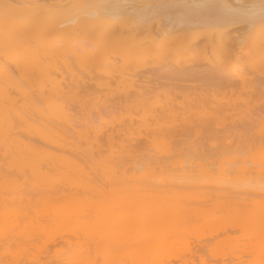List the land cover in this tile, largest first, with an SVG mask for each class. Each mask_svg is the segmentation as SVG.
Returning a JSON list of instances; mask_svg holds the SVG:
<instances>
[{
  "label": "bare ground",
  "instance_id": "6f19581e",
  "mask_svg": "<svg viewBox=\"0 0 264 264\" xmlns=\"http://www.w3.org/2000/svg\"><path fill=\"white\" fill-rule=\"evenodd\" d=\"M48 1L0 0V264H264L262 1Z\"/></svg>",
  "mask_w": 264,
  "mask_h": 264
},
{
  "label": "rangeland",
  "instance_id": "374dc122",
  "mask_svg": "<svg viewBox=\"0 0 264 264\" xmlns=\"http://www.w3.org/2000/svg\"><path fill=\"white\" fill-rule=\"evenodd\" d=\"M47 1H48V0H47ZM138 1H139V0H138ZM227 1H228L227 3H229L230 5L235 4V2H233V0H227ZM230 1H231V2H230ZM234 1H235V0H234ZM261 1H262V0H241L242 3H240V0H238L237 2H239L240 4H242V7H241V5L238 4L237 2H236V5L238 4V5H237L238 8L241 7V8H243V9H247V10H248L249 8L251 9L252 7H254L253 5H255L256 3L259 4ZM48 2H49V1H48ZM225 2H226V0H225ZM232 2H233V3H232ZM139 3H140V2H139ZM139 3H137V4H139ZM231 3H232V4H231ZM243 3H244V4H243ZM254 3H255V4H254ZM246 4H247V5H246ZM248 4H249L250 6H249ZM243 5H244V6H243ZM251 5H252V6H251ZM259 5H260V4H259ZM261 5H262V4H261ZM237 6L234 7V5H232V7H234V8H237ZM247 6H248V7H247ZM257 6H258V5H257ZM255 7H256V6H255ZM161 15H162V14H161ZM161 15H160V16H161ZM163 15H164V14H163ZM163 15H162V16H163ZM209 15H210V16H213L212 13H210ZM164 16H165V15H164ZM152 20H153V18H152ZM154 20H155V18H154ZM164 20H166L165 17H164V19L162 20L163 23L166 22V21H164ZM149 21H150V20H149ZM156 21H157V20H156ZM156 21H154V22H156ZM235 24H236V23H235ZM230 25H232L231 28H230ZM230 25H228V26H229V28H230V29L232 30V32H233V33H231V34L234 36V32H235V31L237 32V33L235 32L237 35H238V34L240 35V34L246 32V31H247V30H246L247 28H245V27L248 26V23H246V22L243 21V23H242V22H241V23L239 22V23L236 24V25H233V24H230ZM228 26H227V27H228ZM248 28H249V27H248ZM225 29H227V28H225ZM230 29H229V30H230ZM235 29H236V30H235ZM229 30H228V31H229ZM231 30H230V32H231ZM198 32H199V31H198ZM236 34H235V35H236ZM232 35H231V36H232ZM237 35H236V36H237ZM192 38H193V36H192ZM193 39H194V38H193ZM196 41H197V40H196ZM196 41H195V42H196ZM186 42H187V40L185 41V43H186ZM191 42H192V41H191ZM195 42H194V40H193V43H194V44H195ZM196 43H197V42H196ZM160 73H161V72H160ZM160 73H159V74H160ZM176 74H177V73H176ZM176 74H174V75L172 74V75H171V77H172V76H174V77H172L173 79L170 78V79H169V82H172V84L175 85V84H178V83H175V82H179V83H180L181 78H182L183 83H182V84L180 83L181 86H184V84H185L184 82H186V84H188L187 82H189V84H190V83L193 81V79H194V80H197V78L200 77V76H199V77L195 78V77L198 76L199 74H197V75H196V74H192L191 76H190V74H187L188 77L190 76V79H191V82H190V79H189V81H188V77H186V79H185L184 76H187L186 74L183 75V76H182L181 74H180V75H176ZM161 75H163V74L161 73V74L158 75V76H159V77H162ZM175 75H176V76H175ZM181 76H182V77H181ZM192 76H194V78H193ZM183 77H184V78H183ZM174 78H175V79H174ZM177 78H178V80H177ZM171 79H172V81H170ZM185 80H187V81H185ZM173 82H174V83H173ZM193 83H194V82H192L191 84H193ZM195 84H197V83H195ZM195 84H194V85H195ZM178 85H179V84H178ZM107 110H110V108L107 109Z\"/></svg>",
  "mask_w": 264,
  "mask_h": 264
},
{
  "label": "snow or ice",
  "instance_id": "6c2138e0",
  "mask_svg": "<svg viewBox=\"0 0 264 264\" xmlns=\"http://www.w3.org/2000/svg\"><path fill=\"white\" fill-rule=\"evenodd\" d=\"M261 7H262V10H264V0H262V5H261ZM262 18H264V15H262Z\"/></svg>",
  "mask_w": 264,
  "mask_h": 264
}]
</instances>
